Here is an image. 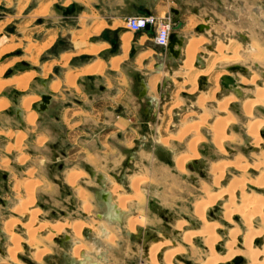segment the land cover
<instances>
[{
    "label": "rangeland",
    "instance_id": "obj_1",
    "mask_svg": "<svg viewBox=\"0 0 264 264\" xmlns=\"http://www.w3.org/2000/svg\"><path fill=\"white\" fill-rule=\"evenodd\" d=\"M254 2L258 3L260 7H262V5L264 6V0H258V1L254 0ZM42 3H50V4L42 6ZM67 4H69V1L65 3V6H67ZM61 5H62L61 2H59L58 0H0V97H4L5 96L4 93L6 92L7 95L9 94L8 95L9 97L15 94V96L16 95L18 96V99L22 100V98H20L21 97L20 95H25L27 93L29 94V92H31V89L37 90L38 83L35 81V76L37 79L51 78L55 80L59 78L61 79L63 76L66 77V79L68 80L70 76L71 77L73 76L71 81L75 80V85L77 86L78 89H85L88 88V86L90 85L89 80L86 79L85 76H79V75L74 76L75 74H77V71H79L80 69L79 67L81 66V62H79L80 60L79 58H77L78 60L77 62H72L70 60L68 63L62 64L59 63L58 56L65 49L66 50L69 49L68 51L71 54H74L76 52L77 54L82 53L84 49L89 47L91 42H94L95 40L103 39L104 36L102 34H99L94 38H91L88 35L87 37L84 36L80 37L77 39L78 43L75 42L77 44V47L75 46L76 49L72 47V44L68 42V40L70 39V33H65L66 35L62 36L61 38L60 36L62 35L63 32H67V31H71V34L72 33L74 34L76 29L77 30L80 29V26L82 30V35H84L85 32L90 29V27L87 26L89 20L86 16H83L81 17L79 25H75L73 19L64 20L63 17L66 15V13H72V7L69 6L67 9H64ZM262 8L264 10V7ZM63 10H65L66 12H64ZM247 16L250 15H246V16L243 15L241 17V26L237 28L238 30H240L239 32L235 31L236 28L234 29V25H232L233 27H231L230 29L226 27V30L224 32H226L227 36H224L222 38L225 39V37H227L226 39L229 40V43H231L232 45L233 44L237 45V43L242 45V51L240 54H238L239 57L237 56L239 60L236 59L235 62H231L230 65H227V67L238 65L241 67V70L228 72L226 70V67H224L225 64L223 63L221 65H216V67H214L212 70L213 77L216 76V74L218 75L219 73H222V71L227 73V75L231 76L236 81L237 88L240 89L238 91L242 95V97L239 96L240 98L237 97V102L232 103L229 107L230 108L229 113L238 119V124L236 126L229 125L226 131L227 135L231 134L230 136H233L232 138L233 140H228L223 143L224 153H222L221 151H218V149L215 147L212 136H210L211 135L210 132L207 129H200L199 134L200 136L202 135L201 137L204 138H203V143L198 144L197 151L201 152L202 155H204L205 157L203 160L200 161L199 164L193 165L191 171L184 169L185 174L179 175L176 174L177 172H173L175 174L172 176L170 175V173L166 168L160 165L152 164L153 174L156 172L160 177H162V179L167 174V178L164 177L165 179L163 180H157L154 179L153 176H151L149 178L150 181L148 180L146 184H143L147 188L146 189L147 194L144 192L142 188L143 185L139 186V193L146 196V203L144 208L145 210L142 213V215L144 214L146 219L139 221L137 220L138 223H142L143 221H145L146 224L149 225V227H152L153 229L155 228V232L157 234L162 235V238L165 239L164 241H171V246L166 249H172L173 247L175 248L176 246L177 247L180 246L181 248L185 249L183 254L176 256L174 258L173 264H187V263L199 264L198 255L200 251H202V249L205 248L202 240L198 238L193 240L194 241L193 246L191 247L186 246L182 242V239L180 237L176 238V235L178 233L176 234L173 231L174 230L173 225H175V223L179 221H184L185 223H187L186 224L187 228L184 230L188 229L189 231H196L199 229L198 228L200 227L199 220L195 216H193L194 215L193 206L190 204L193 202V200L197 198L200 199V197H203L202 191H200L202 185L204 184L207 185L208 190L210 192L217 193L223 187H226L229 184V182L232 180L236 181L238 185L247 182L244 188L245 195L254 194L264 197V187L262 189H256L253 186H251L250 183L251 180L255 181L260 177L261 178L264 177L263 174L264 173V155H263L264 127H262L260 132L261 144L258 147H254L252 145V139L248 137L246 133V127H244L247 118H245L242 114V103H241L242 101H240L244 99V97H253L254 88L256 87L255 85L260 86L264 81V66H260L256 61L252 60L250 51H252L254 48H251L250 45H248L249 40L253 39V40H258L260 42V45L264 46V21L263 19L262 20L260 19V18H264V13H262V17L260 18H257V16L254 17L253 15V17H251L249 22L246 19ZM65 23L68 25L67 27L65 26ZM255 23L256 26L254 25ZM63 28L64 31L62 30ZM257 29H259L260 31L256 33ZM249 30H251L252 32L255 31L256 34H252V37L248 36L249 34L248 32H250ZM234 33L235 35H237L236 37H238V34L239 35L242 34L241 36H239L240 39L237 38L235 39L232 35ZM74 40H76V38H74ZM221 41H225V40L217 41L216 46L214 45V43L210 42L211 48L209 49H207L205 44L203 46L197 47L198 52H196L195 59L193 62V66L196 69L194 70V72L201 71L202 69L205 68V66L209 64V61H211L212 58L214 57L213 53L215 54L218 43H220ZM187 49L185 50V58L187 54ZM70 56L72 55H68L66 57H70ZM228 56H230V54ZM63 60H65V57H63ZM28 73L29 75L31 74L32 77L30 79L28 78L27 80L28 89L27 92L25 93L16 91V88L14 87L15 84L8 82L10 79L14 77H19L21 75L25 76V74ZM101 73L103 77H106L109 80L116 82L117 84H120L119 86L117 85L110 86L111 89L115 86H117V88L120 89H126L128 87L129 84L128 79H123L124 84L120 80L116 81V76H113L111 74V70H109L108 68H104V70L101 71ZM117 73L120 75L121 71ZM187 74L186 71L183 70V67H181L173 75H169L171 76L173 83L171 82L170 85L168 86L166 90L167 93L166 97L162 98L160 101L162 107L165 110L164 111L165 114L159 118L158 127H157V131L159 133L158 132L156 133L154 131H148L147 135L149 137H145L147 140V142L145 143V147L149 150L154 149L157 155L161 157V161L163 163H165L164 161L169 163V160L173 156L172 152H169L167 150H172L173 152L175 151V153L176 152L180 153V155L184 154L185 156L192 154L186 148L187 140L185 139L180 141L179 144L177 143L176 144L177 146L172 145L171 143H175V142H171L170 140V143L166 146V150H165L162 143H160V139L163 137V135H165L162 129L167 128L168 131L170 130V132L172 133L171 134L168 132L170 135H175L176 131L177 130L179 131L183 125L191 124V123L193 124L194 122H197L200 119H202V117L205 118L206 115L210 113L211 109L212 110L214 109V106L218 103V101L224 98V96L229 94L228 93L229 90H223V88L219 83V90L213 102H208L202 106H199V104L195 102L196 97L199 98L201 95L206 94L207 92L210 91L211 88V85L210 87L208 86L209 85L207 83L208 79L206 77L199 76L198 85L195 93L190 97L188 96L189 97L188 100L186 98L182 100L181 98L187 94L186 90L189 89V87L187 86L186 87L182 86V83L186 81L188 78ZM253 75H257V81L254 84V86H250V85L244 86L240 84V80L243 77L249 79ZM92 84L97 85L99 83L97 81H94L92 82ZM68 90L69 92H63V94L72 93L70 95L71 97L68 96L69 98L67 97L64 98L65 95L64 96L61 95L60 98H63V101L57 100L55 104L51 107L49 113H47L46 115L37 116L38 123H37V129L35 131L24 132L25 133L24 135L20 134V138L23 139L20 144L21 147L19 146L20 149H18V151L14 152L13 154L12 152L9 154L10 156L7 157L8 163L6 165H3L2 163V159L5 160L4 158L5 155L1 149L2 140L0 141V226L1 223H3L6 219H8V217L16 216L13 212L8 211L9 205H13L12 202H14L10 196L11 193L10 189L12 188V185L14 183L13 179L16 178L18 181L21 182H25L26 180V183H28V185H31L30 183H35L32 181H34V179L36 178L37 172L36 171L34 172L33 170L35 167H37L36 166L38 165L37 163L42 159V157H36L35 155H39V153H46V152L50 155L49 160L47 162H44L45 164L44 174L52 181L56 179L55 181L60 184V189H56L51 185L48 188L45 186L43 187V189L34 188L33 191V193L35 194L34 204L29 208L27 207L26 211L23 212L21 211L20 213L18 212L17 213L21 215L20 217L21 219H25L27 223H29V219L31 218L29 213L31 211H39L34 219L37 220L34 221L33 224L31 223L30 224L31 226H27V224L21 220L16 221V223H18L17 225H15V223L13 224L12 233L17 234L18 238L19 237L21 238V240H19V250H17V252L15 253L16 256L15 258L18 263H10V261L7 258H4L3 254L0 253V261L3 262L2 264H38V263L50 264V263L59 262L58 241L62 237L61 235L58 236V234H62L61 232L64 229L57 234V232L54 230L55 227L53 226L57 225L58 223H61L63 211L68 212L72 217L71 219L73 220H79V219L83 220L82 217L83 213L81 211L76 210V206L78 202L76 199H73L72 190L73 189L77 191L83 190L85 197L84 195H82L80 196L82 197L80 199L91 200L92 197L84 190V187L93 191L94 190L97 191L99 190V188L107 189L108 187L107 181H100L97 179L96 176H94L95 178H93L92 176L89 179L87 175L84 173L85 171L84 169L88 167L85 164L86 161L85 156H89V153L98 154L99 156L105 155V154H100L98 152L99 150H97L94 147L95 141L97 140L96 138L97 136L93 137L94 135H96V131H95L96 127L92 125L89 128L88 127L83 128L82 126L84 123L85 125H90V123L87 124L86 122L88 120H91V118L87 116L82 117L83 120H85V122L83 121L81 125L79 124L77 126L72 125V123L74 122L73 119H71L66 124L57 122V120L60 119L59 107L64 106V104H69V99L71 100L74 95L75 96L81 95L79 92H75L72 89H68ZM128 90H130V88H128ZM74 92L75 94H73ZM170 93L171 96L173 97V100L169 98ZM32 96L33 95L31 94V97ZM28 100L30 99H27V101ZM29 104L31 105V102H29ZM1 108L2 107H0V109ZM173 108H177V110H174ZM179 109L181 110L185 109V110L183 111V113H181L178 111ZM32 110H34V108H32ZM175 112H179V113L175 114ZM214 116L215 114L209 117L210 124L212 120H214L213 119ZM254 116L256 117V119H259L264 122V103L262 106L256 107ZM183 117H185L186 119ZM116 118L118 117L114 116V120H116ZM167 121L170 122L167 123ZM140 122L141 119L139 123ZM0 124H3V126H7V127L14 126L15 128H18V126L14 125L12 123V120H9V118H7L6 115L5 116L2 115ZM134 124H136L135 125L136 128V126H138V119L136 120V122H134ZM46 130L51 132L54 139H51L52 141L46 147L38 148L37 144L35 143L36 136L42 131H46ZM139 132L140 131L126 132L123 134L128 140V142L126 143L127 146L132 144L131 143L132 140L139 137L138 136L140 134ZM102 133L100 134L102 135L106 134V132H102ZM160 134H161V138H160ZM111 137L113 138V142H114L113 145L115 149L113 148L112 153L110 155L108 154L107 156L108 158L104 156L105 158L103 157V159L101 160V158L94 159L95 157L90 156L88 160L89 161L97 160L99 162L101 161L102 165L97 166V168L102 171H107L110 168H113L115 170L125 166V169H123V173L126 175H130L132 177L134 175L133 172H137L139 169H141L142 174L140 173L138 177L146 176L143 173H145L144 171L146 168L149 169L150 166H152L151 158H149L148 161H145L147 159H144V156L145 155L147 156V154H145V152H141L140 161L142 160L143 163H140V161L135 163L133 156L128 158L127 147L116 142L118 139L116 137V133L110 135L109 138L105 139V142L109 141ZM189 138L190 137H188V139ZM80 140H84V142L79 145L80 147L77 148L71 146L73 141H80ZM253 154H257V156L255 158H252ZM20 156L24 157L26 160L24 162L25 163L24 166H21L19 162V161H23V159L21 160L20 158V160L18 161L17 157ZM238 158L242 166L245 165L248 167L244 175L241 174V172H239V170L236 168H226L224 170L225 179L221 181L219 188L214 187L213 186L214 175L212 172L214 165L217 164L219 165L224 161L225 162L233 161ZM128 159L131 161V164H128L126 166L125 163L129 162ZM105 162H107V164ZM27 164L28 166H26ZM254 165L259 166L257 171L254 170L253 168ZM29 167H32V170H30V174L33 173L31 174L32 176L28 174H24L25 168H29ZM78 168L82 169L83 172V175L80 176V178L78 179L82 180L83 182L76 179L73 187L66 186L63 181L64 176L67 175L70 169L75 170ZM162 169L165 170L166 172L163 171ZM115 173H119V172L115 171ZM131 173L133 174L131 175ZM5 174L6 175L10 174L11 177L12 176L14 177L10 178L12 179L10 182H7L6 179H4ZM39 174L44 175L43 172H40ZM259 175L260 177H258ZM176 176L177 178H174ZM117 178H118L117 180L118 182L115 180H113V182L120 183L121 186H119L120 187L119 194H121L122 193L121 187H123L122 185H127V183L130 185V180L129 182H127V178H125V176L121 174H119ZM85 183L89 187L86 186ZM33 185L34 184H32L31 186L33 187ZM114 187L117 186L114 185ZM158 187H160V189H163L160 196L157 195V191L155 189ZM45 191L50 195L48 196L44 195L43 192ZM126 191H128L129 196L133 194L129 188ZM25 194L26 195L20 194L17 197L22 201L28 202L27 199L29 198L27 196V192ZM153 196L155 197L153 199L154 201L153 202L149 201L150 199H152ZM6 198L9 201H7ZM240 200H241V191H237L235 194V201L237 204H240ZM144 201L145 199L142 201V203ZM224 202L226 201L225 200L219 201L217 206L208 209L206 212L207 218L210 221L218 223L219 225L218 226L219 229L218 228L216 229V233L219 236V242L215 247L216 253H218L220 256H224L227 253L228 249L227 246L225 245L230 240L228 233L230 232V230L235 228L238 229L239 234L234 245V250H238L242 254H240L239 258L231 261L229 264H251V259L249 258V256L245 255L246 247L243 244L245 235L247 233V229L241 218L238 216H234L230 224L226 223L223 220L222 206ZM137 204H140V202H137ZM140 207L142 206L140 205ZM164 208H167L168 211L167 212L163 211L165 210ZM90 213H92V211ZM262 218L258 217L257 215L252 217V224L255 231L264 232V214ZM28 228L31 233L28 232L29 230L27 231ZM33 229L35 230L33 231ZM27 232L29 236L27 235ZM32 232L33 234L35 232V234L33 235ZM8 234H4L0 230L1 251L4 250L9 251L12 248V242L10 241ZM56 236L58 238L54 239V237ZM32 237L34 238V241H32L31 243L30 241L33 240ZM116 237H117L116 239H119L124 243L123 246H119V247L120 248L122 247L121 248L122 251H125V257L128 259L127 261H125L126 264L148 263L147 258L136 257L138 253L137 246H131L130 240H128V238H126L125 236L122 237L116 236ZM28 238H30L29 239L30 243L28 242ZM36 238H38L39 240ZM172 241L175 242L176 244L172 243ZM107 242H109V240H107ZM112 245L113 248H116V246H114L115 245L114 240L112 242ZM253 246L254 248H258L259 251H262L264 247V237L254 240ZM83 247L84 249L88 248L86 245H84ZM88 250L92 251L90 248ZM114 250L116 251V249ZM36 252L37 253L43 252L41 260L34 261L35 259L34 254ZM112 252H110V255ZM113 253H114L113 256L111 255L112 256L111 260H109L110 259L109 257V259L104 264H110L111 262L112 263L114 262V264H125L122 261L119 262V260L116 259L117 258L116 255H118V252H113ZM261 253L263 252H260V254ZM47 254H52L50 258H53L52 260L49 261V263H47V261L46 260L44 261L43 259L44 256H46ZM157 258H159V261H162V252L159 253ZM200 259L203 260L204 258H200ZM259 261H262V258H259Z\"/></svg>",
    "mask_w": 264,
    "mask_h": 264
},
{
    "label": "crops",
    "instance_id": "obj_2",
    "mask_svg": "<svg viewBox=\"0 0 264 264\" xmlns=\"http://www.w3.org/2000/svg\"><path fill=\"white\" fill-rule=\"evenodd\" d=\"M58 1L61 2L62 4L61 6L64 9H67L69 6L72 7V13H66L67 16L65 15L63 17L64 20L73 19L75 25H79L81 17L86 16L89 20L87 26L90 27V29L87 30L84 35H82V30L80 26V29L79 30L76 29L74 34L73 33L71 34V31L63 32L60 38L66 35L65 33H70V39L68 40V42L72 44V47L76 49L77 44L75 42H77V39L80 37L83 36L87 37L88 35L89 37L94 38L99 34H102L104 36L103 39L95 40L94 42H91L90 43L91 46L89 45V47L84 49V50L87 49L89 50V48L90 49L95 48L97 51L93 56H88L84 53L77 54V52L71 54L68 51L69 49L67 50L65 49L58 56L59 63L65 64L68 63L70 60L72 62H77L78 61L77 58H79L80 59L79 62H81V66L79 67L80 69L79 71H77V73L81 72V70L89 66H94L100 63L101 65L104 66V68H108L109 70H111V74L113 76H116V81L120 80L123 83V79H128L129 80L128 87L126 89L117 88V86H119L120 84H117L116 82H113L108 78L103 77V75H101L102 73L100 72L96 74L91 73L90 75H79V76H85V78L89 80L90 85L88 86V88L85 89H78L77 86L75 85V80H73L74 83L73 85L69 84L68 80L64 76L61 79L59 78L56 80L51 78L37 79L35 76V81L38 83L37 90L31 89L32 93L29 92V94L27 93L25 95H20L21 96L20 98H22V100L18 99V96L17 95L15 96V94L9 97L8 96L9 94L7 95V93L5 92L4 93L5 96L0 97V107H2L0 109V120L2 115L3 116L6 115V117L9 118V120H12V123L14 125H17L18 128H15L14 126L7 127V126H3V124H0V141L2 140L1 149L5 155L4 156L5 160L2 159L3 161L2 163L6 165L8 163L7 157L10 156L9 154L11 152L13 154L19 149L18 144L19 145L21 144L19 142V139L20 141L23 140L22 138H20V134L24 135L25 134L24 132H29V131L32 132L37 129V123H38L37 116L46 115L47 113H49L51 107L55 104L57 100L63 101V98H60L61 95L62 96L65 95L64 98L66 97L69 98L68 96H70L72 93L63 94V92H69L68 89H72L75 92H79L81 95L80 96L74 95L71 100L69 99V104H64V106L60 105L62 106L59 107L60 119L57 120V122L66 124L71 119H73L74 122L72 123V125L77 126L79 124L81 125L83 121L85 122V120H83L82 117L87 116L91 118V120H88L86 122L87 124L90 123V125H85L84 123L82 126L83 128L84 127L89 128L92 125L96 127L95 130L96 135H94L93 137L97 136L96 137L97 140L95 141L94 147L97 150H99L98 152L100 154H105L104 156L108 158L107 157L108 154L110 155L112 153L113 148L115 149L113 145L114 143L112 138L113 136L110 138L109 141L105 142V139L109 138L110 135L116 133V137L118 138L116 142L127 147L128 158L133 156L135 160L134 162H138L140 161V152L148 151L150 154L144 156V159H147L145 161H148V159L151 158L152 161L151 165L152 164L160 165L166 168L171 176L174 175L175 173L173 172H177V170H175L176 169L175 158L179 156L180 153L177 152L175 153V151L173 152L172 150H167L169 152H172L173 154L172 158L169 160V163L171 164L170 165L166 161H164L165 163H163L161 161V157L157 155L154 149L149 150L145 147V143L147 142L145 137H149L147 135L148 134L147 132L154 131L157 133L159 118L165 114L164 112L165 110L162 107L160 101L162 98L166 97L167 94L166 90L170 85V83L173 81L171 76L169 75H173L177 70H179L182 67L183 61L185 59V50L188 47L189 39L195 36L196 38L202 36L205 38L206 43L207 41L208 42L212 41V43H214V45L216 46L217 40H221L223 38L221 34L222 33L226 34V32H224L226 30V27L230 29L231 27H233L232 25H234V29L236 28L235 31L239 32L240 30H238L237 28L241 26V17L243 15L245 16L250 15L247 16L246 18L248 22L251 19V17H253V15L254 17L256 16L257 13L255 12L258 10L256 9L257 3L254 2V0H58ZM68 1L69 4L65 6V3H67ZM47 4L50 3H42V6H45ZM63 11L66 12L65 10ZM141 15H153L157 18L170 17L173 20L175 26L181 24V28L179 30L177 31L173 30L171 32V34L175 33L180 37H182L183 39H185L183 47L177 46L174 49L179 51V55L175 56L174 53L170 52L167 49V47L157 46L154 41L155 33L151 28L136 33L130 32L127 29L125 25V20L130 17L141 16ZM199 25H207L209 29L204 30L203 33H197L196 28ZM65 26L67 27L68 25L65 23ZM62 30L64 31V28ZM235 33L232 35L235 39L236 38L238 39ZM241 35L242 34L240 35L238 34V36ZM73 37L76 38V40H74ZM123 37L130 38V45L129 48H127L126 50L123 49L122 47ZM203 45L204 44L199 46H203ZM196 52H198V50ZM68 55H72V56L66 57ZM63 57H65V60H63ZM114 60L118 61L117 68L112 66L111 62H113ZM119 71H121L120 75L117 73ZM153 79L156 80V82H155V87L152 89V87L150 88L149 85H151ZM94 81H97L99 84L97 85L92 84V82ZM113 85H117V86L111 89L110 86ZM54 86H57L58 88L57 91L54 90ZM14 87L16 88V91L21 93L27 92L28 89L26 88L24 91L17 88L16 86ZM128 88H130V90H128ZM75 92L73 94H75ZM231 92L233 91H228V93ZM31 94L33 95L32 97ZM233 94L236 93L233 92ZM43 95L50 96V102L45 110L40 111L41 97ZM238 95L241 96L240 93ZM188 96L190 97L191 95L187 93L181 99L184 100V98H186L188 100L189 99ZM169 98L173 100L171 93ZM197 98L198 97H196L195 102H197ZM27 99H30V101L32 100L28 112L24 110V105H23L24 104L23 102H25ZM32 108H34L35 111L32 110ZM173 109L177 110V108H173ZM184 110L185 109L182 110L179 109L178 111L183 113ZM179 112H175V114H178ZM29 113L33 114L36 117L34 128H30V126L27 124V117ZM114 116H117L118 118L114 120ZM137 119H138V126H136L135 128L136 124H134V122H136ZM140 119L141 122L139 123ZM162 130L164 131V129ZM136 131H140L139 132L140 134L138 135L139 137L132 140L131 142L132 144L127 146L126 143L128 142V140L123 134L126 132H136ZM102 132H106V134L102 135L103 134ZM51 139H54L53 135L51 134V132L46 130V131H42L36 136L35 143L37 144L38 148H44L50 144V142L52 141ZM83 142L84 140L73 141L71 146L78 148L80 147L79 145L82 144ZM177 143H171V144L177 146L176 145ZM163 147L166 150V147L164 145ZM35 156L42 157V159L37 163L38 164L36 165L37 167H35L33 170L34 172L35 171L37 172V176L33 181L36 184L34 185V187L43 189V187L46 186L48 188L51 185L56 189H60V184L55 181L56 179L52 181L44 174V167H45L44 162H47L49 160L50 155L46 152V153H39V155H35ZM90 156L95 157L94 159L101 158V160L103 159L104 156H99L98 154H94V153H89V156H85L86 157L85 164L88 167L87 168L84 167L85 168L84 173L87 175L89 179L92 176L93 178H95L94 176H96L97 179L100 181H107L108 182L107 189L99 188V190L90 191V193L89 191H87V189L84 190L92 197L90 202H91V206L94 207L93 220L97 222H104L106 226L98 227L95 225L94 229L92 230L85 229L83 236L84 241L89 242L94 239L96 241L105 242L107 241V238L111 235V232L113 233V230L117 229L120 231L119 235L116 234L117 236L119 237L125 236L126 238H128V240H130L131 246H137L138 253L136 257L147 258L148 261V255H147L148 243L150 241L158 240L160 234H157L155 232V228L153 229L152 227H149V225H147L146 222L143 226H137L134 232H130L129 230H127V223L129 219L137 215L135 206L132 204L128 206V209L126 211L122 210L118 205L117 197L112 194L113 193L112 189L114 185L121 186L120 183H114L113 180L117 181L118 180L117 177L119 176V174L125 176V174L123 173V169H125V166L115 170L113 168H110L109 170H107L108 172L102 171L97 168V166L102 165L101 161L100 162L97 160L89 161L88 159ZM204 157L205 156L203 155V159ZM17 158L19 159L20 157ZM25 161L26 160L21 161L20 165L24 166ZM200 161L197 162L193 161L188 163L185 166V169L191 171L193 165L199 164ZM105 163L107 164V162ZM140 163H143V161L141 160ZM125 164L127 166L128 164H131V161L129 160V162ZM26 166H28V164ZM30 170H32V167L25 168L24 174L27 173L30 174ZM115 171L116 172L118 171L119 173H115ZM139 171L142 174L141 169H139L137 172ZM40 172H43L44 175L39 174ZM144 172L145 173L143 174L146 175L147 177L153 176L154 179L163 180L162 177L160 176L159 177L154 176L153 165L150 166L149 169L146 168ZM132 174L133 173H131V175ZM176 174L179 173L177 172ZM12 177L10 176V174H8L6 181L10 182L12 180L10 178ZM13 180L14 183L12 185V188L10 189L11 191L10 196L14 202H12L13 205H9L8 211L13 212L16 216H10L3 223H1L0 230L4 234H6L5 226L10 221H14L15 225L18 224L16 223V221L19 220L23 221L24 223H27L25 219L20 218L21 215L16 212L15 208L16 206L19 205L21 200L17 196H19L20 194L26 195L25 189L28 183L25 184L24 182L18 181L16 178ZM129 180H127V182H129ZM63 181L64 184L68 186L66 183V176H64ZM15 184H16V188H15ZM22 184L24 185V187L21 186ZM122 186L123 187H121L122 188L121 196L129 195L128 191L126 190L128 188L130 189V185L127 183V185H122ZM155 189L157 191V195L160 196L163 189H160V187ZM43 193L44 195L47 196L50 195L49 193H46V191ZM77 193L78 191L73 189L72 197L73 199H76L78 203H81V201L77 198L78 197ZM154 198L155 197L153 196L152 199H150L149 201L153 202ZM6 200L9 201L7 198ZM164 209L165 210L163 211L166 212L168 211L167 208ZM69 216L70 214L68 212H64V211L62 212V218H69ZM82 217L83 220L88 219V216L85 215L84 213ZM173 231L176 234L178 233L175 229ZM59 235H61L62 237L58 241L59 262L50 263V264H103L102 261H104V259L108 257V253L111 250V247L113 251H115L114 250L115 248H113V246L107 244L106 247L101 249L99 252L97 251L88 252L82 249L79 252L78 256H74L73 249L76 246L80 245V241L73 239L68 234H58V236ZM55 238L57 239L58 237L56 236L54 237V239ZM172 243L175 242L172 241ZM123 245L124 243L119 239H117L116 247ZM0 253L3 254L4 258H7L10 261V263H12L11 259L9 258L7 250L4 251L0 250ZM51 255L52 254H47L46 256H44L43 258L44 261L46 260L47 263H49V261L53 259L50 258ZM2 263L3 262L0 261V264ZM41 264H46V263H41ZM110 264H114V263L111 262Z\"/></svg>",
    "mask_w": 264,
    "mask_h": 264
},
{
    "label": "bare ground",
    "instance_id": "obj_3",
    "mask_svg": "<svg viewBox=\"0 0 264 264\" xmlns=\"http://www.w3.org/2000/svg\"><path fill=\"white\" fill-rule=\"evenodd\" d=\"M256 16H257V18H260V17H262V13L258 12L256 14ZM260 19L261 20L263 19V21H264V18H260ZM254 25L256 26V23ZM249 31L250 32H248L249 33L248 36L252 37V34H256L260 30L257 29L256 33H255V31L254 32H252L251 30H249ZM221 36L224 37V36H227V34L222 33ZM226 38L227 37H225V39H221V40H225V41H221L220 43H218L215 54L213 53L214 57L212 58L211 61H209V64L207 66H205V68L202 69L201 71H196V72H194V70H196V69L193 66V62L195 59L197 47L199 45L205 44L206 41H205V38L202 36H199L197 38L193 37V38L189 39V41H188L187 54H186V58L184 59L183 65H182L183 70L186 71V74L188 73L187 74L188 78L186 81H184L182 83V86L189 87V89H187V93L189 95H193L197 89L199 76L206 77L208 79V81H207V83L209 84L208 86L210 87V85H211L210 91L208 90L209 92L201 95L197 99L198 100L197 104H199V106H202L208 102H213V100H214V98H215V96L219 90V83H220L219 80L223 76H229V75H227V73L222 71V73H219L218 75L216 74V76L213 77L212 76L213 68L216 67V65H221L222 63L225 64L224 67H227V65H230L231 62H235L236 59L239 60L238 54H240L242 51V45L237 43V42H236L237 45H234V44L232 45L231 43H229V40H227ZM84 44H85V42H84ZM129 45H130V38L129 37H123V44H122L123 49L126 50L127 48H129ZM248 45H250L251 48H254L252 51H250L252 60L256 61L260 66H264V46H261L260 42L258 40H253V39L249 40ZM96 51L97 50L95 48H92V49L89 48V50H83L82 53H84L88 56H93L96 53ZM227 54L228 55L230 54V56H228ZM209 60H210V58H209ZM111 63H112L113 67L117 68L118 61L114 60ZM103 69H104V66L101 65L100 63H98L97 65L89 66V67L81 70V72L75 74L74 76L90 75L91 73L96 74V73H100ZM31 77H32V75L31 74L29 75V73H28V74H25V76L21 75L19 77H14V78L10 79L8 82L15 84V86L21 90H25L27 88V80H28V78L30 79ZM72 77L70 76L68 78V83L71 85L74 84L73 81H71ZM256 81H257V75H253L249 79L243 77L240 80V84L244 85V86H246V85L254 86ZM155 82H156V80H154V79H153L152 83L150 82L151 83V85H149L150 88L152 87V89H153L155 87ZM255 86L256 87L254 88L253 97H244V99H242L240 101H242L241 102L242 103V114L245 118H247L246 119L247 121H246L245 126H244V127H246V133H247L248 137L252 139V145L254 147H258L261 144L260 132H261L262 127H264V122L259 120V119H256V117L254 116V112L256 110V107L262 106L264 103V81L262 82V84L260 86H258V85H255ZM57 89H58L57 86H54V90L57 91ZM238 90H240V89H238ZM235 95L236 94H233V92H231L228 95L224 96V98L219 100L218 103L214 106V109L213 110L211 109L210 113L207 114L205 118L202 117V119H200L197 122H194L193 124L191 123V124L183 125L182 128L175 133V135H170L169 134V133H171L170 130L168 131L167 128L164 129L163 132L165 135H163V137L160 139V143H162V145H164L166 147L170 143V140H171V142H175V143L178 142L179 143L180 141L185 139V140H187L186 148L192 154V155H186V156L183 154V155H179L176 157V159H175V168L176 169L175 170H177L179 175L185 174L184 169L188 163L193 162V161L197 162V161H200L203 159L202 153L197 151L198 144L203 143V138H204V137H201L202 135L200 136V134H199L200 129H207L211 134L210 136H212L215 147L218 149V151H221L222 153H224V144L223 143L228 141V140H233L232 139L233 136H230L231 134L227 135V133H226L227 127H229V125L236 126L238 124V119L229 113L230 105L234 102H237V97H239L238 94H237L238 96L237 95L235 96ZM241 97H242V95H241ZM31 101L26 100L25 102H23L24 103L23 104L24 110L27 112L30 109L29 102H31ZM3 106H5V105H3ZM214 114H215V116L213 118L214 120H212V122L210 124L209 123L210 122L209 117L211 115H214ZM185 117H183V118H185ZM168 122H170V121H167V123ZM27 124L30 126V128L35 127V116L33 114L29 113V115L27 117ZM188 137H190V138L188 139ZM19 142L21 143L20 139H19ZM19 146L20 145L18 144V148H19ZM256 156H257V154H253L252 158H255ZM20 158H21V160L22 159L25 160L24 157L20 156ZM20 158L18 160H20ZM19 162L21 163V161H19ZM217 165H214L213 170H212L213 175H214L213 186L216 188H219L221 181L225 179L224 170L226 168H236L243 175L248 169L247 166L241 165V162H239V158L235 159L233 161H227V162L224 161L223 163L219 164L218 166ZM253 168H254V170L257 171L259 166L254 165ZM163 171H165V170H163ZM27 174L31 175L33 173H31V174L27 173ZM82 175H83L82 169L78 168L75 170H71L69 172L68 176L66 177L67 184L70 187L74 186L76 179L80 178V176H82ZM164 177L167 178V174ZM164 177H163V179H165ZM258 177H260V175ZM149 178L150 177H147V176L133 177L130 181V189H131L133 194L130 196H126V195L121 196V194H119L120 187L119 186L113 187V189H112L113 193L112 194L117 197L119 207L122 210H124V211L126 210V208L128 207V202H130V200H134L136 203L137 202L142 203V201L146 198V196L139 193V186L146 184L148 182ZM174 178H177V176ZM174 178H172V179H174ZM244 181H246V180H244ZM27 182H28V180H27ZM24 183L26 184V180ZM246 183H242V184L238 185V183L236 181L232 180L229 182V184L226 187H223V188L221 187L222 189L219 190L217 193L210 192L208 190L207 185H205V184L202 185V187L200 188L201 189L200 191H202L203 197H200V199L197 198V199L193 200V202L190 204L193 206V212H194L193 216H195L199 220V224H200V227H198L199 229L196 231H189L188 229L184 230L187 228V225H186L187 223H185L184 221H179V222L175 223V225L172 224L175 227L174 229L178 232V234L176 235V238L180 237L182 239V242L186 246H188V247L193 246V242H194L193 240L196 238L202 240L205 248L202 249V251H200V253L198 255L199 264H229L231 261L239 258L240 254H242V253H240V251L234 250V245H235L236 239H237L238 234H239L238 229H235V228L230 230V232L228 233L230 240L225 245V246H227V249H228L227 253L224 256H220L218 253H216L215 247H216L217 243L219 242V236L216 233V229L218 228L219 225L216 222L210 221L206 216V212L208 209H210L214 206H217L218 202L221 200L226 201V202H224V204L222 206L223 220L226 223L230 224L232 218L234 216H238L241 218V220L243 221V223L247 229V233L245 235V239H244L243 244L246 247L245 255L249 256V258L251 259V264H264V247L262 246L263 250L259 251L258 248H254V246H253L254 240L264 237V232L255 231L253 228V224H252V217H254L256 215L260 218L263 217V214H264V212H263L264 211V197H261L259 195H254V194L253 195H245L244 194V188H245ZM250 183H251V186H253L254 188L262 189L264 187V177H262V178L260 177L255 181L251 180ZM30 184L32 185L33 183H30ZM31 185H27L26 189H25L27 192V196L29 198V199H27L28 202L21 201V204L18 206L17 209H15L16 212L20 213L21 211L22 212L26 211L27 207L29 208L34 204L35 197H34L33 191L35 188L34 185H36V184L34 183L33 187ZM21 186L24 187L23 184ZM15 188H16V184H15ZM237 191H241L240 204H237L235 201V194ZM77 195H78L77 198L81 201V204H82L80 207L81 211L86 213L87 215L90 214V212L92 211V207H93V206H91L90 201L86 200V199L85 200L80 199V198H82L80 196L84 195L83 190L82 191L79 190ZM84 197H85V195H84ZM38 212L39 211H32L29 213L31 218L29 219V223H26L27 226H31L30 224L31 223L33 224L34 221L37 220V219L36 220H34V219L37 216ZM137 220L138 221L143 220V217L138 216V217H133V218L129 219V221L127 223V228L129 229L130 232L135 231V228L138 224ZM93 221H91L90 223H85L84 221L83 222H81V221H75V222L66 221L64 224L58 223L57 225H54L53 227H55L54 230L57 232V234L59 232H61L63 229H69L72 231L71 232L73 234L72 238L75 237V239H77L78 241L79 240L81 241V239L83 237L84 230L87 228H93V226L95 224V222H93ZM14 223H15L14 221H11V222L6 224L5 233H7V234L11 233L8 235H9L10 241L12 242V248L8 252H9V255H10L13 263H18L16 258H15L16 257L15 253L17 252V250H19V240H21V238L19 237L20 238L19 239L18 235L12 233V226ZM45 225H47V224H45ZM28 230H29V228L27 229V231ZM34 230L35 229H33V231ZM28 232H30V230ZM28 232H27V235H28ZM114 232H116V231H114ZM32 234H33V232H32ZM34 234H35V232H34ZM48 237H49V235H48ZM114 238H115V233H114V235L113 234L110 235V237L107 239V240H109V242H107V243H112L113 240H115ZM158 238H159L158 242H153V243L149 244V248L147 250V255H148V263L147 264H173L174 258L176 256L183 254L185 249L181 248L180 246H178V247L176 246L175 248L173 247L172 249H166V248H169L171 246V241H164L165 239L162 238V235H160ZM29 239L30 238H28V242L30 241ZM36 239H38V238H36ZM32 241H34V238L30 242L32 243ZM37 244H35V245H37ZM83 246L84 245L81 244V245L77 246L75 249H73L74 250L73 254L75 256H77L79 251L84 248ZM160 252H162V261H159V258H157V256L159 255ZM260 252H263V253H261L262 255L260 254ZM42 255H43V252L42 253L36 252L34 255L35 260L36 261L41 260ZM200 258H204V259L202 260ZM259 258H262V261H259Z\"/></svg>",
    "mask_w": 264,
    "mask_h": 264
},
{
    "label": "flooded vegetation",
    "instance_id": "obj_4",
    "mask_svg": "<svg viewBox=\"0 0 264 264\" xmlns=\"http://www.w3.org/2000/svg\"><path fill=\"white\" fill-rule=\"evenodd\" d=\"M259 7V8H258ZM262 7H264L263 5H262ZM262 7H260L259 6V4L257 3V5H256V9H258V11H256L257 13L259 12H261V13H264V10H263V8ZM260 9V10H259ZM263 11V12H262ZM255 12V13H256ZM209 27H210V24H209ZM209 35H210V32H209ZM210 39V38H209ZM238 39H240L239 38V36H238ZM217 41H219V40H217ZM212 42V41H211ZM205 46L206 47H208V46H210V42H208L207 41V43L205 44ZM207 49H209V48H207ZM159 133V132H158ZM160 138H161V134H160ZM74 146H77V145H74ZM142 152H145V154H150L148 151H142ZM140 154H141V152H140ZM140 157H141V155H140ZM136 163V162H135ZM83 168V167H82ZM72 169H70V171H71ZM70 171H68V173H67V175H66V177L68 176V174H69V172ZM155 172V171H154ZM134 173V175L131 177V176H129V175H126L125 174V178H127V180H131L133 177H138L139 175H140V171L139 172H133ZM154 176H158L159 177V175L155 172L154 173ZM7 178V175L5 174L4 175V179H6ZM78 180H80V179H78ZM77 180V181H78ZM80 181H82V180H80ZM83 182V181H82ZM67 183V182H66ZM68 185V184H67ZM85 185L86 186H88L86 183H85ZM69 186V185H68ZM70 187V186H69ZM71 187H73V186H71ZM89 187V186H88ZM142 188H143V190H144V192L146 193L147 191H146V187L143 185L142 186ZM84 189H87V191H89V193H90V191H93V190H90V189H88V188H85L84 187ZM147 194V193H146ZM127 196H129V195H127ZM91 199V198H90ZM21 201L22 200H20V203H19V205L21 204ZM89 201H91V200H89ZM118 202V201H117ZM145 203H146V198H145V201L143 202V203H140V204H137L134 200H130V202H128V206L129 205H134L135 206V209H136V213H137V215L136 216H134V217H143V219H146L145 218V216H144V214L142 215V213H143V211H144V208H145ZM90 204H91V202H90ZM18 205V206H19ZM81 203H78L77 204V206H76V210L77 211H81V209H80V207H81ZM119 205V204H118ZM140 205L142 206V207H140ZM18 206H16V208L15 209H17L18 208ZM128 209V207L126 208V210ZM125 210V211H126ZM32 212V211H31ZM82 212V211H81ZM82 213H84V212H82ZM85 215H87L86 213H84ZM94 207L92 208V213H90V214H88L87 216H89L88 218L89 219H87L86 221H85V219L84 220H73V219H71L72 217H71V215L69 216V218H62V221H61V223L62 224H64L66 221H70V222H75V221H81V222H85V223H90L91 221H93V219H94ZM141 214V215H140ZM131 219V218H130ZM93 222H95V224H94V226H93V228H87V229H94V227H95V225L96 226H98V227H101V226H106L105 224H104V222H97V221H93ZM145 221H143L142 223H138L137 224V226H143L145 223H144ZM136 226V227H137ZM136 229V228H135ZM127 230H129L128 228H127ZM6 231V230H5ZM114 231H116V232H114ZM72 231L71 230H69V229H64L61 233L62 234H68V235H70L71 237L73 236V234L71 233ZM114 233H115V240H114V242H115V245L114 246H116V242H117V235L116 234H118L119 235V233H120V231L119 230H117V229H114L113 230V233H111V234H113L114 235ZM7 234V233H6ZM15 234V233H14ZM72 234V235H71ZM17 235V234H16ZM9 236V235H8ZM110 237V236H109ZM108 237V238H109ZM107 238V239H108ZM73 239H75V237H73ZM75 240H77V239H75ZM80 241V240H79ZM157 241H159V238H158V240H155V241H150L149 243H148V248H149V244L150 243H153V242H157ZM81 243H80V245L81 244H84V245H86L88 248H86V249H84L85 251H89L88 249L90 248L92 251H97V252H99L100 250H101V248H105L106 247V245L108 244V245H110V246H113L112 245V243L111 244H109V243H107V241H105V242H100V241H96V240H91V241H89V242H86V241H84V237L81 239V241H80ZM77 247V246H76ZM75 247V248H76ZM74 248V249H75ZM116 249V252H118V255H116V259H118L119 260V262L120 261H122L123 263H125V261H127L128 259L125 257V251H122V249L120 248V247H116L115 248ZM148 250V249H147ZM110 251H113V249H112V247H111V250ZM110 251H109V253H108V257L107 258H105L104 259V261H102V263L104 264L108 259H109V257H110V259L109 260H111V258H112V256H113V252H115V251H113L112 253H111V255H110ZM73 252H74V250H73ZM8 254H9V252H8ZM74 255V254H73ZM79 255V254H78ZM75 256V255H74ZM9 258L11 259V257H10V255H9ZM11 262L13 263V261H12V259H11ZM114 263V262H113ZM126 264V263H125Z\"/></svg>",
    "mask_w": 264,
    "mask_h": 264
},
{
    "label": "built area",
    "instance_id": "obj_5",
    "mask_svg": "<svg viewBox=\"0 0 264 264\" xmlns=\"http://www.w3.org/2000/svg\"><path fill=\"white\" fill-rule=\"evenodd\" d=\"M125 25L130 32L143 31L151 28L155 33V44L159 47H167L169 36L175 28V24L170 17L157 18L153 15H141L127 18Z\"/></svg>",
    "mask_w": 264,
    "mask_h": 264
},
{
    "label": "water",
    "instance_id": "obj_6",
    "mask_svg": "<svg viewBox=\"0 0 264 264\" xmlns=\"http://www.w3.org/2000/svg\"><path fill=\"white\" fill-rule=\"evenodd\" d=\"M181 28V24H178L175 26L174 30H179ZM148 29V28H146ZM209 27L207 25H199L197 28H196V32L197 33H203L204 30H208ZM184 41L185 39H183L182 37H180L179 35L175 34V33H172L170 34L169 36V43H168V46H167V49L174 53L175 56L179 55V51L178 50H174L175 47H183L184 46ZM207 48H211L210 46H208ZM226 70L228 72H233L235 70H241V67L238 66V65H233V66H228L226 67ZM220 85L223 89H226V90H231L233 91L234 93L236 94H239V91H238V88H237V85H236V81L230 77V76H223L221 79H220ZM50 102V96L48 95H43L41 97V107H40V111H43L46 109L47 105L49 104Z\"/></svg>",
    "mask_w": 264,
    "mask_h": 264
}]
</instances>
